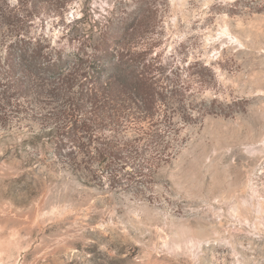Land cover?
Listing matches in <instances>:
<instances>
[{
	"label": "rangeland",
	"instance_id": "1",
	"mask_svg": "<svg viewBox=\"0 0 264 264\" xmlns=\"http://www.w3.org/2000/svg\"><path fill=\"white\" fill-rule=\"evenodd\" d=\"M36 50L83 76L142 57L152 117L114 100L108 128L64 140L85 155L58 152L67 99L8 67ZM0 105V264H264V0H0ZM110 128L117 180L82 145Z\"/></svg>",
	"mask_w": 264,
	"mask_h": 264
},
{
	"label": "trees",
	"instance_id": "2",
	"mask_svg": "<svg viewBox=\"0 0 264 264\" xmlns=\"http://www.w3.org/2000/svg\"><path fill=\"white\" fill-rule=\"evenodd\" d=\"M39 51H34V57H10L8 67L15 73L14 82L16 80L20 82L17 84L18 87L25 86L24 94H29V89L36 82L34 77L41 76V84L39 82L34 86L43 87L44 84H56L58 86L56 96L67 99L65 104L56 107L57 110L53 109L50 111V115L55 118L56 126H58L52 129V132L57 137L56 140H58L56 146L57 150H59L58 152H64L73 157L75 150L78 149V153L82 152L85 155L86 152L81 151V148H77L78 145L66 149L64 140L74 138L73 136L77 135L85 138L89 133L88 130L92 127L96 129L108 128L105 122L113 121L107 118L114 117L113 114H107L108 108H110L108 106L114 100H130L135 108L134 113L140 112L139 114L152 117L156 107L155 95L158 93V85L156 76L152 75L151 67L146 69L147 65L143 67L145 61L142 57H119L117 64L120 67L118 68L120 71L118 73L113 72L104 77L105 68L100 67L99 71L88 72L83 76L80 73L79 57L69 58L68 62L73 64L70 67V65L65 64L64 60L66 59L62 56L53 61L50 57H41L42 54ZM22 55L26 56V52ZM99 62L101 65V59ZM140 64L142 68H139ZM89 76L90 78H88ZM83 77L87 78L85 82H82ZM97 84H99V87H96ZM76 85L79 88L78 93L71 94L72 89H75ZM85 100L91 103L86 111H84ZM61 107H64L63 111L60 110ZM2 110L3 107L0 105V113ZM5 118V115L0 114L1 120ZM109 130L112 135L104 137L102 134L95 136L96 133H94L93 129L87 142L82 143V145H85L84 149L94 145L96 159L105 166V170H107L106 172L110 177L117 180L118 173L129 164L128 160L130 158L125 155L127 147L118 140L115 128H110ZM147 135L150 143L153 144L157 133H149ZM77 141L78 139H74V143ZM79 143L81 142L78 141L77 144ZM151 144H148L150 149L153 148ZM154 151L156 152L155 155H153V151V153L151 152L153 158L159 156L162 159L166 156L167 149L162 148L160 150L157 145L154 146Z\"/></svg>",
	"mask_w": 264,
	"mask_h": 264
}]
</instances>
